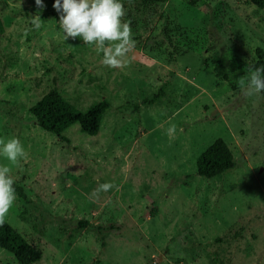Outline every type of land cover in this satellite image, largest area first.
I'll list each match as a JSON object with an SVG mask.
<instances>
[{"label": "rangeland", "instance_id": "obj_1", "mask_svg": "<svg viewBox=\"0 0 264 264\" xmlns=\"http://www.w3.org/2000/svg\"><path fill=\"white\" fill-rule=\"evenodd\" d=\"M43 3L0 0V139L19 138L27 153L18 165L0 154L28 199L16 194L6 222L41 252L34 264H264V99L238 83L264 52V9L157 3L131 25L127 66L113 69L65 40L54 0ZM53 88L82 109L109 102L97 136L73 125L64 141L37 125L30 108ZM217 139L234 168L199 177L196 159ZM0 264L18 262L0 249Z\"/></svg>", "mask_w": 264, "mask_h": 264}, {"label": "clouds", "instance_id": "obj_2", "mask_svg": "<svg viewBox=\"0 0 264 264\" xmlns=\"http://www.w3.org/2000/svg\"><path fill=\"white\" fill-rule=\"evenodd\" d=\"M35 4L39 9L45 7L43 0H35ZM52 6L59 14L58 26L65 40L79 38L89 47H95L98 54L102 53L105 67L114 69L127 66L124 57L135 47V40L130 21L124 19L127 9L121 0H54ZM31 23L34 29L39 30L42 26L40 15L33 16ZM238 83L246 97L264 92V65L249 67L247 77H241ZM175 131L173 124L168 134L172 136ZM0 154L15 165L27 158L17 137L0 139ZM10 172L8 166H0V226L5 223L17 198L15 181ZM113 188L117 186L105 183L100 185L99 190L109 191Z\"/></svg>", "mask_w": 264, "mask_h": 264}, {"label": "trees", "instance_id": "obj_3", "mask_svg": "<svg viewBox=\"0 0 264 264\" xmlns=\"http://www.w3.org/2000/svg\"><path fill=\"white\" fill-rule=\"evenodd\" d=\"M167 0H122L124 6L130 2L133 9L127 10V18L130 19L132 26H137L141 17L150 19L154 15V6ZM250 2L260 9H264V0H250ZM148 11V15L147 12ZM5 32L4 25L0 19V36ZM164 36L168 37L165 29ZM173 37H168L169 44L173 47ZM257 60L251 66L260 67L264 65V52L261 49L256 50ZM175 61V60H174ZM173 70L176 64L172 63ZM248 67V69H249ZM222 66L218 67L219 75L227 79L226 75L221 73ZM166 82L160 87L158 92L146 100L148 105L155 104L164 95ZM264 99V92L260 93ZM110 104L108 101L95 102L86 109H82L67 101L62 93L53 88L43 95L31 108L30 113L35 117L37 125L45 132L51 133L60 140H66L65 133L73 125H78L82 133L95 137L99 133L102 120ZM234 156L222 139L215 140L207 149H205L196 159V173L199 177L213 179L234 168ZM16 194L21 199L28 201L27 196L21 187L14 185ZM81 227L87 225L86 222H79ZM114 229L113 226L110 227ZM0 249L11 254L18 264L38 263L41 258V252L28 243V241L16 232L11 226L5 223L0 226Z\"/></svg>", "mask_w": 264, "mask_h": 264}]
</instances>
